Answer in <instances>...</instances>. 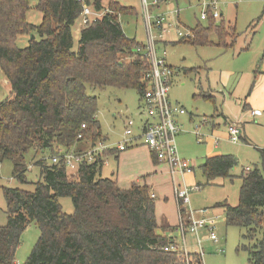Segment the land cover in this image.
<instances>
[{
  "label": "trees",
  "instance_id": "trees-1",
  "mask_svg": "<svg viewBox=\"0 0 264 264\" xmlns=\"http://www.w3.org/2000/svg\"><path fill=\"white\" fill-rule=\"evenodd\" d=\"M83 5L96 12L104 8L103 0H37L42 17L34 25L26 18L29 0H0V70L10 88L0 101V162L10 160L13 176L24 183L26 155L41 154L34 161L39 179L33 191L1 187L7 220L0 225V264H203L196 252L184 256L164 250L172 238L157 232L149 186L121 188L100 176L103 158L116 150L79 164L76 180L68 177L62 156L56 163L50 160L62 150L84 151L106 140L96 117L98 97L90 91L135 89L140 100L149 69L147 59L135 52L142 42L128 37L120 21L139 13L116 0H107L101 17L82 24L74 48L71 28ZM204 20L206 25L197 22L190 29L192 37L175 43L211 45L209 35L215 33L218 45L233 46L235 39L228 44L224 39L235 27L213 18L210 7ZM20 34L30 35L25 47L16 45ZM259 152L261 169L239 175L237 204H220L226 226L245 228L246 243L238 249L250 264H264V149ZM236 164L233 155L219 154L205 158L200 168L208 183L231 177ZM60 197L71 199L72 213L62 210ZM32 221L39 236L25 261L17 263L22 232Z\"/></svg>",
  "mask_w": 264,
  "mask_h": 264
},
{
  "label": "rangeland",
  "instance_id": "rangeland-1",
  "mask_svg": "<svg viewBox=\"0 0 264 264\" xmlns=\"http://www.w3.org/2000/svg\"><path fill=\"white\" fill-rule=\"evenodd\" d=\"M116 1L123 6L135 8L138 13L140 11L139 0ZM36 2L37 0H29L30 8L26 13L28 22L34 25H38L42 17L41 13L35 9ZM103 6L104 11L107 9V0H103ZM168 6L177 7L180 10L181 25L178 28L182 32L193 28L197 22L203 26L207 24V20L199 19L200 12L203 10L202 0H169ZM216 9L222 12L221 19L235 26L237 33H231L224 39V43H232L238 35L232 48L227 49L223 45H218L217 36L212 33L209 35L211 45L195 46L188 42L175 43V40H169L167 43L159 44V53L173 67L172 84L169 89L170 101L182 105L188 115L190 113L194 115L192 122H188V115L180 118L187 133L176 138L179 156L188 161L189 165L194 166L195 179L201 187L198 191L190 192V206L193 209L208 208L212 216L218 217L215 225L217 242L207 239L206 231L201 230L199 233L202 237L199 247L202 252V262L203 264H250L247 253L238 249L241 244L246 243L242 238L245 228L226 226L222 209L215 208L213 205L216 202L226 201L229 205L235 206L238 201L240 186L238 176L241 171L247 166L261 169L259 149H264V123L259 118L249 119L242 108L240 99L242 100L250 89L251 92L254 91L256 86L253 78L254 70L264 73V2L263 0H217ZM120 21L128 37L136 38L141 42L145 41L146 36L140 15L121 16ZM81 27V20L78 19L71 28L74 48L77 47ZM29 38V34H20L16 39V45L25 47ZM246 46L248 47L242 50ZM9 91V85L0 70V101L9 95ZM202 91H212L216 96L215 100L203 97ZM90 93L98 97L96 117L101 131L108 136L109 143H115L121 138L123 119L132 117L137 123L139 94L135 89L114 87H107L102 91H90ZM223 116L233 121L240 119L247 140L240 139L235 144L226 139L218 141L220 153L231 154L237 159L236 166L230 171L231 175L235 176L215 178L207 183L199 168L204 157L207 156L202 148L205 142L198 143L189 132L193 131L195 126H199L198 133L205 135L204 140L207 141L206 135L209 134L210 125L218 121L220 124L216 130L228 136L227 124ZM202 118H207L211 123H202ZM134 129L137 132L136 125ZM40 155L32 151L26 155L27 171L24 183L13 176L10 160L5 159L0 162V225H4L7 220L1 187L33 191L35 182L39 179V168L34 161L40 158ZM105 160L110 164H103L100 176L113 178L110 171L114 167V159L109 156ZM73 171L67 169L68 177L76 180L77 173ZM125 180H128V177ZM59 202L65 213L73 212L69 197H60ZM38 236L39 229L32 221L22 232L21 243L15 253V261L18 263L25 261ZM187 240L191 242L189 234H187ZM189 244L192 245V242ZM190 248L195 249L193 246Z\"/></svg>",
  "mask_w": 264,
  "mask_h": 264
},
{
  "label": "built area",
  "instance_id": "built-area-1",
  "mask_svg": "<svg viewBox=\"0 0 264 264\" xmlns=\"http://www.w3.org/2000/svg\"><path fill=\"white\" fill-rule=\"evenodd\" d=\"M140 16L146 36L145 41L135 49L145 57L149 63V69L145 72L143 81L145 83L142 96L139 100V113L137 123L132 117L124 120L123 134L124 139L117 141L115 144H108L107 141H97L93 146L84 151L75 152L72 148L70 151H61V155H52L50 160L52 163L58 162L60 156L63 157L66 168L73 169L75 173L78 171L79 164L86 162L88 164L96 162L102 156L105 150L114 149L117 152L122 151L128 145L133 144L137 138H142L145 145L159 161H164L168 166V173L171 177L173 191L175 195L176 205L178 209V240H172L170 244L164 247L165 251H174L187 256L189 253L186 235L188 233L196 238V245L200 247L199 232L203 228L208 230V238L218 241V237L214 229L213 219L201 217L195 218L193 211L187 206L189 205V195L193 190H197L198 186H186L180 184L176 180V175H183L191 171L188 161L179 156L176 144V138L181 131L178 122V116L186 114L185 108L176 103L171 102L168 97L169 86L173 74V69L166 63L165 59L158 53V43L169 41V35H173V40L179 38L192 37L190 29L185 32L179 30L175 21L157 11L161 4V0H139ZM217 0H203V10L200 13V19L207 18V7H210L212 17L217 19L219 12L216 9ZM105 12H96L88 5H83L80 13L81 24L85 25L97 17H101ZM178 13V9L174 10ZM172 40V41H173ZM255 111H252V114ZM209 120L202 118L201 122L206 123ZM138 130L135 132L134 126ZM85 128V124L81 125ZM199 126H195L193 133L196 135V141H202L198 133ZM228 139L231 142H237L240 134L239 127L235 124L227 125ZM81 138V134H78ZM105 159L103 158V163ZM248 170L249 168L246 167ZM151 197H154L151 194ZM205 213V209L200 210ZM200 250V248H198ZM201 253V251H200ZM199 253V254H200Z\"/></svg>",
  "mask_w": 264,
  "mask_h": 264
},
{
  "label": "crops",
  "instance_id": "crops-1",
  "mask_svg": "<svg viewBox=\"0 0 264 264\" xmlns=\"http://www.w3.org/2000/svg\"><path fill=\"white\" fill-rule=\"evenodd\" d=\"M168 2H169V0L166 2H163L157 11L163 13L164 15L169 17L170 19L174 20L176 25H181L180 18H179L180 10L177 7L168 6ZM263 2H264V0H263ZM164 8H165V10H164ZM175 9H178L177 14L174 13ZM101 11L104 12L105 9H104V11L103 10H101ZM219 13H220L219 17L216 20L221 19L222 12H219ZM139 15H140V13H139ZM199 19H200V17H199ZM225 23L228 26H232L231 23H227V22H225ZM233 27H235V26L233 25ZM236 33H237V31H236ZM237 37H238V35L236 36V38ZM167 38H169L170 40H173V35H172V37L169 35ZM236 38H235V42H236ZM139 42H141V41H139ZM234 43H233V45H234ZM159 44H158V53H159ZM232 47L233 46L227 47V49L232 48ZM246 47H248V46H246ZM243 49H246V48H242V50ZM159 55H160V53H159ZM161 57H163V56H161ZM163 58L165 59V57H163ZM165 61H166V59H165ZM169 66L173 69V67L171 65H169ZM259 73L260 72H258V70L256 73L253 72V78L255 79V85H256L254 87V91L248 92V94L246 96H244L242 98V100L240 99V101H242V108L245 111V113L248 115L249 119L259 118L264 123V73H260V74ZM171 84H172V80H171L170 86H171ZM170 86H169V89H170ZM169 91H168V97H169ZM202 93H203L202 94L203 97L205 96V97H208L209 99H214V100L216 98V96L212 93V91H209V92L208 91L207 92L202 91ZM252 111H255V113L252 114ZM186 115H188V114L186 113V114L178 116V122L181 126V131L178 133L177 137H180L182 134L187 133V130L183 128V125L180 121V118L184 117V116L186 117ZM193 116L194 115H192L191 113L188 115V122L193 121L192 120ZM223 118L225 119V122L227 125L235 123L239 127L240 134H239V138H238L237 142H239L240 139H242L243 141L247 140L245 138L246 135H245V132L243 130V125H242V122L240 119L237 121H233L232 119H229L227 117L225 118V116H223ZM124 120L125 119H123V125H124ZM217 122H216V124L212 123L210 125L209 134L206 135L207 141L204 140L205 135H200V137L202 138V141L199 143L205 142V145L202 148H203L204 153H206V155H207L204 157L203 162H204L205 158H207V157L222 154V153H220V149H219L220 145H219L218 141L226 139L228 142H230L232 144L237 143V142H231L228 139V136L225 135V133L216 130L219 127L218 125L220 124V122H218V123ZM206 123H211V121L206 122ZM189 133L191 135H193L194 138L196 139V135L192 131H190ZM104 136L106 137L105 141H107L108 144H115L117 142L116 141L115 143H109L110 140H109L108 136H106V135H104ZM124 137L125 136L122 132L121 138L118 141H121L122 139H124ZM110 157H112L114 159V163H113L114 167L110 171V173H111L110 175L113 178H110V179L115 181L116 184L121 188H128L133 183L146 184L147 186H149L150 193L154 195V199H155V217H156V221L158 224V230H157L158 234L163 235V236H167V237H171L172 240H176V239L178 240L177 230H176L177 225H178V209H177V205H176V200H175V195H174V191H173V185H172L171 177L167 171L168 170L167 164L164 161H159V160L155 159L152 152L145 145L142 138H139V139L137 138V140L133 144L128 145L122 151L114 152V154L110 155ZM106 161L107 160H105V162L103 164L109 165L110 163L106 162ZM203 162L201 163V165L203 164ZM190 166H191V171L186 172L182 176L177 174L176 180L178 183H180V184L184 183L188 187L194 186V185L198 186L197 190H193V191H198V190H200L201 187H200V184H198L196 179H195L194 166L191 164H190ZM200 166H199V168H200ZM248 168L252 169L250 167H248ZM101 169H102V167H101ZM200 170H201V168H200ZM244 170L248 171L245 167L241 171V173H243ZM100 173H101V171H100ZM201 173H202V171H201ZM233 176H235V175H231L232 178H233ZM127 177H128V180H125ZM231 177H227V178H231ZM238 178L240 179L239 176H238ZM240 184H241V179H240ZM238 194H239V191H238ZM220 204H228V203L226 201H220V202H216L213 205L215 208H221L223 211V207H221ZM187 207L193 211V215L195 218L206 217V218L213 219V221L215 223L214 224V229H215V225L217 222L216 220L218 217L212 216L209 213L208 208L193 209L190 206V199H189V205ZM202 209H205V213L200 212V210H202ZM223 216H224V212H223ZM224 222H225V217H224ZM201 230H204L207 232L206 238L209 239L207 228H203ZM188 234L191 236V242H192V245L189 244L191 242L189 240H187V235H186L185 239H186V242L188 244L189 252H196L199 254L201 251V248L199 250L198 249L199 247L195 244L196 238L194 237V235H192L190 233H188ZM198 237L200 239V244H201L202 237L200 236V234ZM211 241H213V240H211ZM193 242H194V244H193ZM213 242H217V241H213ZM191 246L195 247V249H191L190 248ZM199 255L201 256V259H202V252Z\"/></svg>",
  "mask_w": 264,
  "mask_h": 264
},
{
  "label": "water",
  "instance_id": "water-1",
  "mask_svg": "<svg viewBox=\"0 0 264 264\" xmlns=\"http://www.w3.org/2000/svg\"><path fill=\"white\" fill-rule=\"evenodd\" d=\"M31 37H33V35Z\"/></svg>",
  "mask_w": 264,
  "mask_h": 264
}]
</instances>
